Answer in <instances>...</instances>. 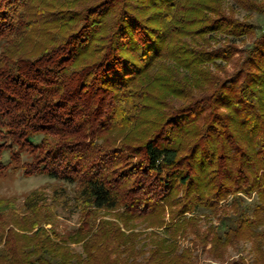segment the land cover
Listing matches in <instances>:
<instances>
[{
    "label": "trees",
    "instance_id": "obj_1",
    "mask_svg": "<svg viewBox=\"0 0 264 264\" xmlns=\"http://www.w3.org/2000/svg\"><path fill=\"white\" fill-rule=\"evenodd\" d=\"M251 13L264 0H0L2 166L75 185L68 236L87 257L44 226L71 208L58 187L0 198V264H135L136 234L99 210L160 226L166 208L215 212L229 196L225 243L261 238L264 24ZM185 222L165 226L173 241ZM157 243L147 262L190 264Z\"/></svg>",
    "mask_w": 264,
    "mask_h": 264
},
{
    "label": "rangeland",
    "instance_id": "obj_2",
    "mask_svg": "<svg viewBox=\"0 0 264 264\" xmlns=\"http://www.w3.org/2000/svg\"><path fill=\"white\" fill-rule=\"evenodd\" d=\"M246 14L244 11L238 13L239 17ZM251 19L264 24V15L251 13ZM24 156L22 158V161ZM8 161V152H4L0 158V198L15 199V205L18 206L26 196H29L34 191L41 189H55L63 187L70 196L71 208L67 209L64 214L57 215L52 221L44 226L54 230L62 239V244L69 249L73 256H81L86 259V251L84 250V238H75L68 236L77 232L80 226L79 209L74 208L75 185L66 183L62 180L54 179L46 175H29L23 174L21 168L14 164L2 166ZM242 195V194H241ZM243 196V195H242ZM231 196L227 199H222L217 203V211L210 209H198L193 212H185L176 218L170 219L168 209H165L163 214L164 225L151 226L149 220L129 221L127 225L122 220L117 218L116 209H101L98 211L97 219L107 223V226L118 225L119 230L126 235L135 233V249L142 251V255L132 258L135 264H153L145 259L149 254L150 249L154 248L160 241L164 240L165 247L170 242H175L174 253L181 254L184 251L189 256L190 264H264V222L254 228L256 232H263V236L258 238L252 234L231 238L229 243H225L224 229L225 224H221V217L226 213L230 217L233 212L230 207ZM245 202L250 203L249 217L253 218L256 215L252 210L254 207L255 195L251 197L244 196ZM66 208V207H65ZM195 224L188 226V222L184 223L185 230L183 234H177V238L173 241L169 232L166 231V225H172L178 220L186 221L192 218ZM258 217V216H257ZM223 219V218H222ZM264 219V216H263ZM230 222L228 219L225 220ZM127 226V227H126ZM205 234V235H204ZM206 236V237H205ZM221 236L220 241L217 240ZM74 237V238H73ZM59 239V240H60ZM165 248V249H166ZM75 258V257H74ZM76 259V258H75ZM77 260V259H76ZM155 262V260H154ZM75 264V262H73Z\"/></svg>",
    "mask_w": 264,
    "mask_h": 264
}]
</instances>
